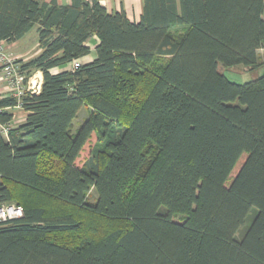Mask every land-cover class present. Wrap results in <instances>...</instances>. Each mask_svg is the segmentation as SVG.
Masks as SVG:
<instances>
[{
    "label": "trees",
    "instance_id": "obj_1",
    "mask_svg": "<svg viewBox=\"0 0 264 264\" xmlns=\"http://www.w3.org/2000/svg\"><path fill=\"white\" fill-rule=\"evenodd\" d=\"M179 7L144 0L131 22L99 0H0V43L37 25L40 52L15 64L42 77L0 96V127L27 114L0 130V205L23 211L0 223V264H264V71L225 74L264 64V0ZM82 212L115 226L86 231Z\"/></svg>",
    "mask_w": 264,
    "mask_h": 264
},
{
    "label": "crops",
    "instance_id": "obj_2",
    "mask_svg": "<svg viewBox=\"0 0 264 264\" xmlns=\"http://www.w3.org/2000/svg\"><path fill=\"white\" fill-rule=\"evenodd\" d=\"M38 1L44 2V3H50L52 1H54L59 6H70L73 2V0H38ZM85 1H90V0H85ZM99 2L101 4V6H103L108 13H124L125 16L127 17V19L130 20L131 22H138L140 20L142 13H143L144 0H99ZM179 2H180V0H176L177 8H180ZM263 19H264V15H263ZM31 33L32 34L34 33L33 39H32V42L29 45H27V37L29 35H32ZM97 43H98V38L96 36H92L87 41L86 46H88L90 48V53L87 56L79 59L78 61L80 63L86 64V63H90L94 60V58H95V46L97 45ZM0 47H2L3 51H6V52H8V54L12 55L13 59L23 60V61L29 60L30 58L34 57L35 55H37L40 52V49L38 47L37 25L32 27V29L22 39H20L16 42H13V43L1 42ZM259 53L262 56L261 60H263L264 50H261ZM58 71H59V69L53 70L54 73H56ZM263 71H264V64L260 65L257 68L258 73L256 76L261 75L263 73ZM34 74H36V75L40 74V76H41L40 72H36ZM41 82H42V77L40 78L39 83H38V84H40V86H41ZM39 91H40V89L38 90V92L36 94H38ZM8 95H10V94H8L7 90H4V88H3V90L0 92V96L4 97V96H8ZM17 109H19V108L15 107L14 109L11 110L12 114H13V119H12V122L6 127H13V126L19 125V124L24 122L27 114L25 112L23 113L22 111H21V114H20V112H18L19 113V115H18L19 120H16L15 114L17 112H14V110H17ZM2 128L3 127H0V130H2Z\"/></svg>",
    "mask_w": 264,
    "mask_h": 264
},
{
    "label": "rangeland",
    "instance_id": "obj_3",
    "mask_svg": "<svg viewBox=\"0 0 264 264\" xmlns=\"http://www.w3.org/2000/svg\"><path fill=\"white\" fill-rule=\"evenodd\" d=\"M33 35H34V33L27 37V45H29L32 42ZM1 49H2V47H1ZM1 51L3 52V54L5 56L12 58V55L8 54V52L3 51V49ZM14 60L16 61L17 59H14ZM244 69H245V67H243V66H238V67L226 69V72H225L226 77L230 81L237 82V83H245V82L252 80V79L257 77L256 76L258 73L257 69L252 70V71H248L247 69H245L246 70L245 71ZM37 76L38 75L34 74L29 79H27L25 82L24 76L21 75L22 81H23L22 84L26 90V93L30 92V90H28L29 87H31V86L36 87L38 85L39 78ZM13 77H14L13 74H11V76L7 75V70H5L4 64L0 63V92L4 88V90H7V93L10 94V96L12 95L13 91H11V89L9 88L8 79H11ZM21 111L24 113V111L21 108L14 110V112H17L15 114L16 120H19L18 119L19 118L18 112H20V114H21ZM88 114H89V107L83 106L82 109L80 110V112L78 113L77 118L72 123V132L73 133H75L76 130L80 127V125H82L83 121L87 118ZM99 146H100V142L97 139V136L95 134L92 135L91 139H89V141L86 143V145L84 146V148H83L82 152L80 153L78 159L76 160V165L80 167L85 162V160H87L89 158L92 151L94 149H97ZM95 197H97L96 193L94 191H91V193L89 195V201L94 202L96 199ZM10 204L16 205V202L13 201ZM79 218L84 221L85 226H83V227L86 228V231L91 230L92 228H95L96 233L98 232L100 235H102L101 233H103V231L105 232L111 226H115V223L108 221L105 218H100V217H97L95 215L89 214L87 212H82V214H80Z\"/></svg>",
    "mask_w": 264,
    "mask_h": 264
},
{
    "label": "built area",
    "instance_id": "obj_4",
    "mask_svg": "<svg viewBox=\"0 0 264 264\" xmlns=\"http://www.w3.org/2000/svg\"><path fill=\"white\" fill-rule=\"evenodd\" d=\"M1 50L2 49L0 47V63L4 64L5 70H7L8 76H11V74L14 75L13 78L8 79L9 88L11 89V91H13L12 96L16 98H21L26 93V90L22 84L23 81H22L21 74L19 73L18 65L15 64V60L13 58H9L5 56ZM80 64L81 63L78 60H74L71 63L70 68L75 69L79 67ZM39 89H40V86L38 84L36 87L34 86L29 87L28 90H30V93H37ZM7 131H8V127L2 128V132L4 134H6ZM22 215H23V211L20 206L13 205V204L0 205V223H4L9 220L21 218Z\"/></svg>",
    "mask_w": 264,
    "mask_h": 264
},
{
    "label": "bare ground",
    "instance_id": "obj_5",
    "mask_svg": "<svg viewBox=\"0 0 264 264\" xmlns=\"http://www.w3.org/2000/svg\"><path fill=\"white\" fill-rule=\"evenodd\" d=\"M38 78H39V80H40V78H41L40 74L38 75ZM39 86H40V84H39Z\"/></svg>",
    "mask_w": 264,
    "mask_h": 264
}]
</instances>
